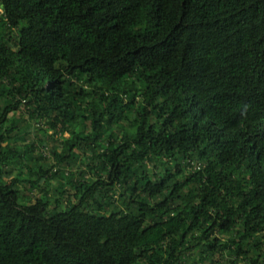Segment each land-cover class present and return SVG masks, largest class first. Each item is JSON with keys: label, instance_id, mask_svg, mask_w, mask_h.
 <instances>
[{"label": "trees", "instance_id": "16d2710c", "mask_svg": "<svg viewBox=\"0 0 264 264\" xmlns=\"http://www.w3.org/2000/svg\"><path fill=\"white\" fill-rule=\"evenodd\" d=\"M0 8V264H264V0Z\"/></svg>", "mask_w": 264, "mask_h": 264}, {"label": "rangeland", "instance_id": "374dc122", "mask_svg": "<svg viewBox=\"0 0 264 264\" xmlns=\"http://www.w3.org/2000/svg\"><path fill=\"white\" fill-rule=\"evenodd\" d=\"M15 118H16V119L21 118V122H20V124H19L21 127H25L26 125H28V124L30 125V124H31V123H30V120L28 119V116H27L26 114L16 113ZM34 125H35V123L32 122V125H31L30 128H29V132H30V134H31V137H32L33 140H34V143H37V142H39L40 139L42 138V135H41L40 132H37V130H36V128H35ZM47 135H48V136L51 135V132H49ZM64 137H67V135H64ZM53 145H54V143H53V142H50V143L47 144V148L49 149V148H51ZM84 168H85L84 165H83L82 167L78 166V168H77L75 171L83 170ZM73 172H74V171H73ZM52 184H53V186H57V185H58L57 182H53ZM71 201H72V202L74 201V198H73V197L71 198ZM217 237L220 238L222 241H226V240H228V236H225V235H222V234H220V235L217 236ZM192 259H193V261H195L196 263H198V261H199V257H198L197 254H196V255H193V256H192ZM207 263H208V262H204V264H207Z\"/></svg>", "mask_w": 264, "mask_h": 264}, {"label": "built area", "instance_id": "2783aa9c", "mask_svg": "<svg viewBox=\"0 0 264 264\" xmlns=\"http://www.w3.org/2000/svg\"><path fill=\"white\" fill-rule=\"evenodd\" d=\"M0 17H5V13L3 12L1 8H0Z\"/></svg>", "mask_w": 264, "mask_h": 264}]
</instances>
